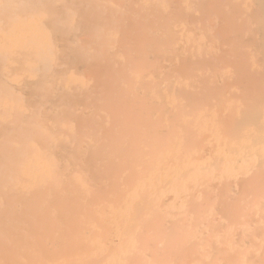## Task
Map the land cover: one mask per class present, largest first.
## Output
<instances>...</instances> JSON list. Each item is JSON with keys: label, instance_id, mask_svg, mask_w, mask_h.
Returning <instances> with one entry per match:
<instances>
[{"label": "bare ground", "instance_id": "obj_1", "mask_svg": "<svg viewBox=\"0 0 264 264\" xmlns=\"http://www.w3.org/2000/svg\"><path fill=\"white\" fill-rule=\"evenodd\" d=\"M0 264H264V0H0Z\"/></svg>", "mask_w": 264, "mask_h": 264}]
</instances>
